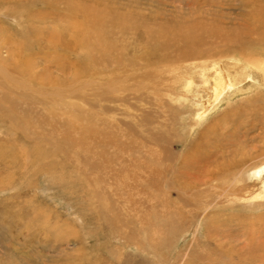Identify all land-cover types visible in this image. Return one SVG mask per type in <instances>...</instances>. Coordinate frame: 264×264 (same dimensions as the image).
<instances>
[{"label": "rangeland", "instance_id": "374dc122", "mask_svg": "<svg viewBox=\"0 0 264 264\" xmlns=\"http://www.w3.org/2000/svg\"><path fill=\"white\" fill-rule=\"evenodd\" d=\"M57 1L0 0V54L16 78L30 81L0 87V264H260L240 256L254 236L264 245V204L220 196L214 180L198 184L206 168L263 147L260 72L209 58L205 85L200 68L184 79L175 74L181 68L165 73L183 56H148V45L165 37L145 31L197 20L250 31L251 8L264 10V0ZM79 5L125 16L126 28L102 16L90 54L52 46L61 62L76 60L58 70L46 36L66 34L69 10ZM21 59L34 77L17 68ZM194 60L184 64L201 62ZM216 71L231 84L213 100ZM50 88L58 96L42 95Z\"/></svg>", "mask_w": 264, "mask_h": 264}, {"label": "bare ground", "instance_id": "6f19581e", "mask_svg": "<svg viewBox=\"0 0 264 264\" xmlns=\"http://www.w3.org/2000/svg\"><path fill=\"white\" fill-rule=\"evenodd\" d=\"M47 2L49 3V1H47ZM79 3H80V1H79ZM23 4H25V3H23ZM85 4H86V2H85ZM248 4H250V3L248 2ZM248 4H246V5H248ZM79 6H81V5H79ZM21 7H22V5H21ZM71 7L69 6V8H71ZM252 7L253 8H251V13H250L251 16L249 18L250 22L248 23V24H251L253 26V27L250 26L251 27L250 31H244V32H241L240 30L236 31L237 28L234 29L233 31H231V28H229L230 30L228 28L221 29L215 23L200 24L199 20L192 21L189 24H174V23L166 22L165 24H161L158 27L157 31H154V29L152 31L146 30L145 33L148 34V36L150 38L160 37L159 35H163V37H165V39L162 41L158 40L159 42L155 41L156 43H153L152 45H148L146 54L148 56H150L151 54H154L153 52H157L156 54L160 55L162 52L163 53H165V52L169 53L170 49H174V53L182 54L183 60H179V61L177 60L175 62V64H168L167 63L166 65H164V69H162V70L164 72L166 71L165 73H167V72H170L172 70L181 68V69H183V71H181L179 73V70H178V72L175 74L178 76H182V75H186L187 73H189V70L196 71L197 69L194 70L195 68H200L199 69L200 71L196 72V73H197L198 77L200 78L201 84H203V85H205L208 82V73L204 70V68L206 66L203 64L202 59H209V58L212 59L211 60L212 66L217 65L219 63V59H217V58H225L227 61L230 60L228 62L232 63V67H234V66H236V64H238V66L240 65L244 69L253 68V69L257 70L258 72H260L261 79H262L263 84H264V10H262L261 8H256L254 6H252ZM25 8H26V6H25ZM52 8H53V6H52ZM57 9H59V8H57ZM67 10H68V8H67ZM109 13L103 12V11L101 12L100 10L90 9V8L82 7V6H81V8H79V7H77L76 9L72 8L69 10V15L67 16L68 18L70 17L71 21L69 20V22H70L69 27L67 25L65 27V28H67L65 31L66 34L60 33L61 31H63L64 28L59 29L60 31H58V30L55 31V29H54L55 32L53 31L54 34H52V35L46 33L47 35H49V36H46V37H48L49 42L52 41L51 46L49 48L47 47L46 51L52 53L51 56L53 59L51 62L56 64V66L58 67V70L61 67H63L64 65H70V64L76 65V62H75L76 60L70 61V59H69V60H66L67 61L66 63L61 62L60 58H58L59 56H57L58 54H54V52L51 51L52 49H50V48L52 46H55V45L57 46L59 44L62 47V50L63 49L69 50L71 48L72 49L74 48V49L78 50V52L79 51L82 52V51L86 50V53L88 54L89 51H91V49H92L91 46H92V41H94V38H96V40L99 39V36H98V34H96L97 33L96 31H98L97 28H101V26H102V20H101L102 16H103V21H109L110 23L114 24V26L117 27V29L120 31H121V28L123 29L125 27L124 26L125 23L120 22V21L123 18H127V17L121 16L118 19L117 16L113 15L114 16L113 17V16H111L112 13L111 14H109ZM35 15H38V14H35ZM66 15H67V13L65 14V16ZM28 20H31V19H28ZM123 20H125V19H123ZM53 21H55V20H53ZM64 21H65V19H64ZM43 23H45V22H43ZM240 26H242V25H240ZM39 28L41 29L40 26H39ZM242 28H243V26H242ZM25 29H27V28H25ZM29 29H31V28H29ZM110 30H111V28H110ZM48 31H50V30H48ZM107 31H109V30H107ZM242 31H243V29H242ZM37 32H38V30H37ZM109 32H111V31H109ZM109 32H107V33L110 34ZM112 32H114V31L112 30ZM34 33H35V31H34ZM29 36H30V34H29ZM52 36H55L53 40H52ZM66 36H68L69 40H71V41H67L65 39ZM26 37H27V35L25 36V38ZM100 38H102V37H100ZM150 38H148V39H150ZM160 39H162V38H160ZM109 40L110 39H108V41ZM46 41H47V39H46ZM90 43H91V45H90ZM2 44L3 43H1L0 46H4ZM48 44L49 43H47V45ZM19 46L21 48L27 49L30 45L27 41H25L24 38H22L19 41ZM35 47H36V45H35ZM100 47H99V49H101ZM10 49H11V52L14 51L12 48H10ZM103 49H104V52L106 54L107 53L109 54L110 47H104ZM6 52L7 53L9 52L8 49L6 50ZM30 53H32V52H30ZM62 54L64 55V53H62ZM30 55H32V54H30ZM15 56H17V55H15ZM17 58L19 59V57H17ZM103 58H105V56ZM214 58L217 60H213ZM64 59H65V56H64L62 61H64ZM189 59H195L194 61L201 59V62L200 63L199 62L198 63L192 62L191 63L192 65L191 64L190 65L184 64L185 62L187 63V61H189ZM15 61H16V59H15ZM21 61H22V59H21ZM9 62H10L9 57H7V56L2 57V55L0 54V87H2V86L4 88H8L10 86L11 87L12 86L17 87V88L18 87H28L29 86L28 83L30 82L29 80L27 81L28 83H26V84L23 83V81H21L15 77L14 72H12V70H9L10 69L9 66H8L9 69L6 67L7 64L8 65L10 64ZM69 62H70V64H69ZM78 62L79 63L77 66L80 68L82 66V63L80 62V60ZM18 63H19V61H18ZM20 63L21 64L17 68H19L21 70V73H23L25 75H27L29 73L30 75L33 74L32 75L33 77L35 76L36 73H34V71L32 72V71L28 70L27 72H25L23 69L24 62L22 61ZM15 67H16V65H15ZM67 68H69V67H67ZM213 68L215 69V67H213ZM210 70H212V69H210ZM216 73L217 74H216L215 80H214V78L213 79L211 78L212 80H214L213 85L211 86V90L213 92V100L218 96V94L222 90H224V88L227 85L231 84V78L228 77L227 73H222V72L219 73L217 71H216ZM75 74H77V73L76 72L73 73V75H75ZM176 75H174V77ZM159 77H160V75H159ZM189 77H191V76H189ZM40 78L42 80H44L42 78V76ZM47 79H49V78L46 77V80ZM54 79L57 80L56 78H54ZM182 79H184L183 76H182ZM24 80H26V78ZM68 82H70V81H68ZM187 83H189V81ZM52 84H53V82H52ZM30 86H32V85L30 84ZM42 86H44V85H42ZM54 87L56 88V86H54ZM51 88H53V87H51ZM28 89H32V88L29 87ZM48 92L49 91L46 90V91L42 92V95L54 97L58 94L57 91H53L50 94H48ZM59 93H60V91H59ZM10 100L11 99L6 100V101L8 102ZM14 102H16V101L14 100ZM9 109L12 110V107ZM13 110H14V108H13ZM10 111L7 113L10 116H13V113ZM202 116H203L202 113H199L196 115V119L201 120ZM204 157H206V156L204 155ZM215 167H216L215 171L209 170L206 168L207 172H205L206 173L205 175H202V178L200 179L198 184L205 185L206 183H208V184L211 183V182H208L209 180H214L215 191L220 196L222 195L224 197H227V199L231 198V199H229L231 201H232V199L237 200L239 198L241 200H243L245 203L252 201L253 203H249V205H253L254 207L261 205V204L262 205L264 204V202H263L264 201V142H263V147L259 148V151H253L251 153L250 152L241 153V155L238 158H236V159L234 158L232 164L229 162L222 168H220L217 164H215ZM216 181H219V183H218L219 185L216 183ZM220 182H221V184H220ZM216 189L219 191H217ZM253 199L261 200V201L256 202ZM204 207H205V205L203 204V206L201 208V211H203V212H204ZM203 212H201V213H203ZM107 226L109 227L108 223H107ZM196 230H198V229H196ZM258 234L260 235V233H258ZM253 239H254L253 242L257 244V241H259V240L255 241V239H256L255 236ZM253 242H251V243H253ZM256 244H254V245H252L250 243L247 244V245H249V249L247 251H245L246 253L243 255V258H242V256H240V259L245 260V259H251L253 257H256V260H255L256 262H260V264H264V252H263L264 251V245L262 243V245H261L262 247H261L260 244H258V245H256ZM256 251H257V253H256ZM219 261H220V259H219Z\"/></svg>", "mask_w": 264, "mask_h": 264}]
</instances>
